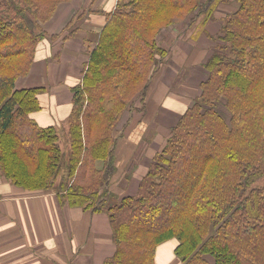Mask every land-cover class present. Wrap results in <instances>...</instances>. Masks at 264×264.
<instances>
[{
    "label": "trees",
    "instance_id": "trees-1",
    "mask_svg": "<svg viewBox=\"0 0 264 264\" xmlns=\"http://www.w3.org/2000/svg\"><path fill=\"white\" fill-rule=\"evenodd\" d=\"M72 1L0 0V174L27 191L54 192L61 205L106 212L115 246L106 264H156L170 240L181 264H264V0H234L219 20L198 95L169 128L136 193L115 201L118 126L146 106L167 55L159 34L200 18L208 25L229 1L116 0L70 88L62 151L57 126L31 117L44 87L17 89L16 81L39 44L72 25L74 17L59 33L44 27Z\"/></svg>",
    "mask_w": 264,
    "mask_h": 264
},
{
    "label": "rangeland",
    "instance_id": "rangeland-1",
    "mask_svg": "<svg viewBox=\"0 0 264 264\" xmlns=\"http://www.w3.org/2000/svg\"><path fill=\"white\" fill-rule=\"evenodd\" d=\"M113 2L114 0H96L95 2H91L90 0H74V2H71L72 4L66 3L65 6L61 4L62 6L58 8V12H56L58 14L56 20L53 22V18L47 25L44 26L49 34H54V23H56L59 19H63V16L60 14L61 12L59 13V11L66 9L65 7L70 8L71 6L69 5L75 6L82 14L74 16L72 25L66 29L59 39L46 37L43 41L44 48H41L39 54L40 57L32 64L29 71V73L31 72L29 77H27V74L26 76L17 79V81L21 79V81L19 80L20 85H26L23 88H31L35 86L44 87V91L41 94H45L47 92V88L55 91V93L48 92L50 95L46 97L44 96L43 98L46 99L47 103L50 101L52 104H56V102L62 103V107H58L61 117L65 116L67 112V106H65V104H68V96L73 94L71 91H68L72 86L71 83L74 84L77 80L81 81L82 72H80V70L83 68L80 62H76L72 57L70 58V53L67 51L64 52L65 39L63 38L65 36L67 38L71 36L68 35L71 31H73L71 30L73 27L83 25L82 22L80 23L81 18H83L82 21L85 20L84 24H87V19L85 17L86 13H89L90 18L91 13L109 10L112 7ZM106 3L110 4L107 5ZM232 5L233 7H230ZM235 5L236 3L234 0L233 3L229 2L221 5L219 10L216 12L217 17L215 16V20L208 25H203V23L200 24V18L191 26L186 23H180L163 30L159 34V44L167 51V55L152 78L150 89L146 97V106L142 109L141 105L138 104L137 107L139 110H136L134 113L129 115L126 114L118 126V133L121 131V133H119L120 136H118L119 142L123 138L132 139L140 137V140L135 142V150L132 155L134 158H129L127 161L128 170L131 172L126 173V175L121 178L115 177L117 173L115 172L110 179L109 188L113 193L111 198L112 201L117 200V197L119 196H132L136 193L138 180L135 175H139V173L142 172L141 169L145 168V165L148 166L147 163L151 162L150 154L153 150H160L164 144L165 137L168 135L169 128L175 125L179 117L182 116L184 110L192 104V101L199 93L198 84L203 81L205 76L204 73L206 74V71L203 68V65L199 67V58L195 59L193 54L189 57L184 56V59H182L179 55V47L184 46V50L187 49L188 51H192L193 49V51H196L199 50V47H206L207 45L209 55V53L215 49V43L208 37V35L212 36L217 34L219 30L218 27H220L219 20H221V18L226 14L225 9L229 8L232 10ZM91 20H95L99 26L101 23L98 21L103 20V17L96 18L93 16ZM215 25L217 27L216 29L213 27ZM92 29L93 30L89 32V35L92 38H96L94 35H97L99 27L96 29L92 27ZM72 42L73 44L67 46L73 51L77 46V39L71 41V43ZM90 42L93 43L94 41L92 40ZM189 42L190 47L187 45ZM85 44L88 45L89 43L85 41ZM89 46L91 47V45ZM87 52V50L82 52V59L86 60L88 58ZM179 62L184 63L183 67H179L177 65ZM156 80H158V83L155 85ZM165 82L167 84H165ZM181 95L187 96L186 101L182 100L180 97ZM177 102H179V107L175 110L173 107ZM49 107H51V105H48L49 111L44 115L53 116L51 115ZM220 110L221 112H226L224 108H220ZM224 115L226 116L227 114L224 113ZM59 119L60 117H56V126L57 131L61 136L60 144L63 151L65 146V133H67V124L65 121ZM122 170L125 171L126 168L123 167ZM136 170H138V172ZM131 182L136 185L134 191H130ZM114 191L118 192V194ZM96 215L102 216L105 219L106 226L108 228L109 223L106 212L95 213V216ZM175 245V240H170L161 245L158 249L156 264H178V262L181 264L174 255L173 250Z\"/></svg>",
    "mask_w": 264,
    "mask_h": 264
},
{
    "label": "crops",
    "instance_id": "crops-1",
    "mask_svg": "<svg viewBox=\"0 0 264 264\" xmlns=\"http://www.w3.org/2000/svg\"><path fill=\"white\" fill-rule=\"evenodd\" d=\"M228 1L233 3V0ZM72 2H74V0ZM106 4L109 5L110 3ZM115 4L116 0H114L112 7L110 9L108 8L109 10L91 13L90 18L89 13L85 12L87 24H84L85 20L82 21L83 18H81L80 23L82 22L83 25H80L79 27L76 26L77 28L73 27V29H71L73 30L72 37H69V39L64 41V52L67 51L70 53V58L72 57L76 62H80L83 67L89 59V52L91 51L92 45L98 40L99 33L104 26L105 13L111 12ZM61 6L62 5L58 8ZM63 6H65V4H63ZM69 6L71 7H65L66 9L59 11L63 16V19H59L54 23V33H59L72 17L82 14L77 7L72 5ZM230 7H233V5ZM233 9H225V12H232ZM56 12H58V10ZM93 16L96 18L103 17V20L98 21L101 23L99 26L95 20H91ZM57 17L58 14L55 13L53 16V22ZM53 18H51V20ZM92 27L94 29L99 27L97 35H94L96 38H92L89 35V32L93 30ZM213 27L215 29L217 28L216 25ZM75 39H77V46L72 51L67 45L73 44L71 41ZM92 40L94 41L93 43L90 42ZM43 41L37 47L35 61L40 57L39 54L43 47ZM85 41L89 44L86 45ZM89 45H91V47ZM187 45L190 47V42ZM207 47L208 46L206 45V47H199V50L193 51L192 49V51H188L187 49H183L184 46H180L179 55L184 59V56L189 57L193 54L195 59L199 58L198 65L200 67L210 55V53L208 55L209 49ZM86 50L88 51V58L84 60L82 59V52ZM177 65L183 67L184 63L179 62ZM82 71L83 68L80 72ZM30 74L31 72L28 73L27 77H29ZM204 75L205 79L206 74L204 73ZM19 80L21 81V79ZM19 80L16 81V87H20L17 89L26 86L20 85ZM78 82L79 81L77 80L76 83ZM76 83H71V85L73 86ZM157 83L158 80H156L155 85ZM165 84L167 83L165 82ZM68 91H70V89ZM48 92L55 93V91L47 88L45 94L39 95L40 104L42 106L41 110L31 114V117L40 126L44 127L56 126V117H60L59 120L66 122L71 110L72 94L69 96L67 95L69 99L68 104H65V106H67V112L65 116L62 115L63 117H61L58 107H62V103L56 102V104H52L51 101L47 103L46 99L43 97L49 96L50 94ZM180 97L184 101L187 99V96L184 95H181ZM178 104L179 102L174 104L175 106L173 108L175 110L179 107ZM48 105H51L49 108L51 115L53 116L44 115L49 111ZM119 133H121V131ZM119 133L117 136H120ZM139 140L140 137L132 139L123 138L120 142L119 139L117 140L115 161L118 172L115 177L121 178L124 177L126 173L131 172L128 170L127 161L129 158H134L132 155L135 150V142ZM157 151L158 150H153L150 157L152 158ZM149 163L150 162L147 164ZM123 167L126 168L125 171L122 170ZM146 168L147 165H145V168L141 169L142 172L139 171L141 172L139 175H135L138 182L139 178L144 174V171H146ZM138 170L136 171L138 172ZM135 188L136 185L131 182L130 191H134ZM114 192L118 194V192ZM57 200L56 195L52 191H27L12 184L0 174V264H106L105 260L111 257L115 250V246L111 241L110 225L108 229L106 221L102 216H95V213L72 208L68 204L61 205Z\"/></svg>",
    "mask_w": 264,
    "mask_h": 264
}]
</instances>
